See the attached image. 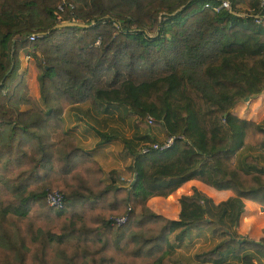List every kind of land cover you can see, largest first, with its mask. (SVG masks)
Returning a JSON list of instances; mask_svg holds the SVG:
<instances>
[{
    "label": "trees",
    "instance_id": "1",
    "mask_svg": "<svg viewBox=\"0 0 264 264\" xmlns=\"http://www.w3.org/2000/svg\"><path fill=\"white\" fill-rule=\"evenodd\" d=\"M218 2L0 0V264H188L180 252L164 260L203 229L215 241L194 254L200 261L264 258V238L235 229L243 199L264 208V118L230 110L264 91V1L214 10ZM63 21L85 25L54 26ZM22 51L38 69L43 108L27 94ZM141 62L170 68L102 84L105 70L113 80ZM87 99L130 120L121 169L104 172L63 128V110ZM153 130L171 143L141 151L159 139ZM191 178L232 194L215 202L192 186L175 218L149 207ZM51 189L59 208L45 202Z\"/></svg>",
    "mask_w": 264,
    "mask_h": 264
},
{
    "label": "crops",
    "instance_id": "2",
    "mask_svg": "<svg viewBox=\"0 0 264 264\" xmlns=\"http://www.w3.org/2000/svg\"><path fill=\"white\" fill-rule=\"evenodd\" d=\"M235 7H237L239 11L247 8L246 6H242V3L240 2H236ZM32 80L33 79H29L27 81V84L30 83V87L33 86ZM31 93L34 97V92L32 90ZM236 107L237 106L235 105L233 108L235 109ZM241 117H249L250 119L254 120L253 117L255 116H253L252 109L250 108L249 112L245 115H242ZM61 118L63 128H72L71 132L74 135L77 145L85 150L90 151L93 154L94 159L98 162L104 172L113 167L121 169L128 161V158L122 159L118 156V151L121 149L122 145L121 139L130 137L132 132L130 120L123 116V112L121 110L103 111L101 110L99 105H97L92 99H87L86 101L65 108L62 112ZM100 132H108L109 134H112L113 137L105 139L100 135ZM152 133L157 137L160 136V134L156 130H153ZM54 137H57L56 134L54 135ZM109 157L111 158V160ZM103 158H108V160L103 162L101 161L103 160ZM197 180L198 179L196 178L188 179L184 181L180 186H178L172 193L168 194L166 197H169L171 194L174 196L175 203L173 213H160L175 218L178 212V196L180 194L190 193L191 186L198 188V185L196 184ZM185 186L187 187L186 190H184ZM206 187L208 191H212V193L214 194L223 192L228 193V191H230L229 189H215L210 185ZM231 193L232 192H230L229 195H231ZM229 195H226L225 198ZM166 197L153 196L151 198L165 199ZM259 206L260 205L256 202L243 199V208L235 227L237 232H239L240 234H245L254 239H257L259 237L264 238V208H260ZM197 232L192 231L191 236L189 235L192 239L191 245L187 249L178 248L174 250L171 254H169L170 256L167 255L165 257L166 262L175 261L177 254L180 252L182 254L181 260H184V262L186 261L188 264H218L212 261H200L194 257V254L196 252L204 250H196V248L200 245V241L203 243L205 241L207 246L206 248H209L215 241V239L211 240L208 229H203L199 234ZM187 239L188 238H186V240ZM179 249L180 251L177 252ZM251 260L253 264H264V258L262 256H259L258 259L252 258ZM223 264L247 263H244L239 257H236L228 258L226 262H223Z\"/></svg>",
    "mask_w": 264,
    "mask_h": 264
},
{
    "label": "rangeland",
    "instance_id": "3",
    "mask_svg": "<svg viewBox=\"0 0 264 264\" xmlns=\"http://www.w3.org/2000/svg\"><path fill=\"white\" fill-rule=\"evenodd\" d=\"M242 6H245V4L242 3ZM19 59H20L19 72H23L22 74H23V78L25 81V86L27 88V94L33 99L34 103L37 106L43 108L41 99L38 94V80H37L38 69L34 65L33 58L31 54H27L26 51H22L19 54ZM169 68L170 67H168L167 65L161 62L159 63L158 66H155V67H152V64L148 62L133 63L132 65H129V67L126 65H122L121 67H118V70H122V73L121 75L117 77V79L111 80V73L113 72L112 69L105 70V74L103 75L101 80L103 81L102 84L106 86L112 83L117 84V81L123 78V76L132 78L135 81H138L141 79H150L158 74L166 73L169 70ZM29 79H33L32 80L33 86L31 87H30V83L27 84V81ZM31 90L34 92V97L32 96ZM235 105L237 106L235 109L234 108L230 109L231 111L233 110L235 114H238L240 116L245 115L246 113L249 112V109L251 108L252 114L253 116H255L253 117L254 120L260 121L264 116V91L256 95L243 97L240 100H238V102ZM159 134L160 136L158 137L159 139H157V141H161L165 138V136L161 132H159ZM107 160L108 158H103V160L101 161L104 162ZM126 177H128V179L126 180V183L133 179V177L129 174H126ZM196 184L198 185L197 189L199 191H201L202 193L206 195L211 196L213 198L212 200L215 202L225 198V196L229 195L231 192V191H228V193L223 192V193L214 194L212 193V191H208L206 189L207 188L206 186L209 185L206 182L201 181V180L199 181L198 179L196 181ZM186 189L187 187L185 186L184 190ZM147 202H148L149 207L152 208L156 212H165L169 214L173 213L175 200L172 194L169 197H166L165 199H161V198L152 199L151 198ZM199 244L200 245L196 248V250L205 249L207 247L205 241L204 243L200 241ZM179 251L180 249L177 252ZM165 262L166 260H164V263Z\"/></svg>",
    "mask_w": 264,
    "mask_h": 264
},
{
    "label": "built area",
    "instance_id": "4",
    "mask_svg": "<svg viewBox=\"0 0 264 264\" xmlns=\"http://www.w3.org/2000/svg\"><path fill=\"white\" fill-rule=\"evenodd\" d=\"M258 1L260 3H262L264 0H258ZM220 6H222L224 8H229L230 0H219L218 4L213 6L212 8L214 10H217L218 7H220ZM57 9L58 10L62 9V5L60 3L57 5ZM256 21H258V20L256 19ZM29 38H32V35H29ZM172 138H173L172 136H165V138L163 140H161L160 142L154 141L151 144L143 145L141 148V151H147L149 148H152L155 150H161L171 143ZM44 199H45V202L47 203V205H49V206H52L55 208H59L62 206V194L57 189L48 190L44 195ZM124 219H125L124 214L111 217L112 222H114L116 224H120L121 222L124 221Z\"/></svg>",
    "mask_w": 264,
    "mask_h": 264
},
{
    "label": "water",
    "instance_id": "5",
    "mask_svg": "<svg viewBox=\"0 0 264 264\" xmlns=\"http://www.w3.org/2000/svg\"><path fill=\"white\" fill-rule=\"evenodd\" d=\"M69 24L85 25L84 23H80V22H77V21H63L61 23L54 24V26L69 25ZM259 207L262 208L261 206H259Z\"/></svg>",
    "mask_w": 264,
    "mask_h": 264
}]
</instances>
